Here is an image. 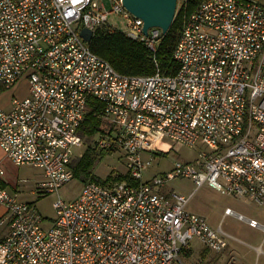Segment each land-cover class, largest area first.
Instances as JSON below:
<instances>
[{
	"label": "built area",
	"instance_id": "2783aa9c",
	"mask_svg": "<svg viewBox=\"0 0 264 264\" xmlns=\"http://www.w3.org/2000/svg\"><path fill=\"white\" fill-rule=\"evenodd\" d=\"M111 13L124 34L155 50L161 28L144 32L122 0H0V86L28 83L24 97L0 106L5 155L41 168L40 186L57 191L73 177L72 149L88 137L79 128L94 96L102 129L93 144L121 149L127 167L125 180L88 179L74 199L58 198L45 228L35 206L3 185L0 163V222L9 225L0 264H185L194 237L222 250L230 235L221 225L187 211L189 196L163 190L178 176L264 205V4L202 1L183 21L175 73L122 74L96 54L89 42ZM151 132L209 150L144 177Z\"/></svg>",
	"mask_w": 264,
	"mask_h": 264
},
{
	"label": "rangeland",
	"instance_id": "374dc122",
	"mask_svg": "<svg viewBox=\"0 0 264 264\" xmlns=\"http://www.w3.org/2000/svg\"><path fill=\"white\" fill-rule=\"evenodd\" d=\"M181 1L177 0V4H180ZM258 1L264 4V0ZM123 29L124 23L116 13H111L101 28V30L112 31H123ZM27 89L28 83L24 78L9 89L0 86V106L7 107L13 97H24L27 94ZM100 130L84 137L81 146L73 147L72 161L80 158L87 148H92L97 156L92 167V174L97 180H125L127 167L122 150L102 149L93 144V138L100 133ZM148 138L150 141L149 151L145 152L143 157L149 159L151 164L144 177L151 174H162L171 170L175 162L193 161L199 152L209 150V147L201 140L191 146L175 141L160 132H151ZM101 151H106V153L101 154ZM0 159L5 169V176L10 182L7 187L11 188L14 183L15 188H12H14L19 200L35 206L43 217L42 224L45 228L50 226L56 216L54 201L58 198L65 202L74 199L81 193L85 182L80 176L74 175L57 191L49 192L40 186V181L43 179L41 168L34 165H15L5 156L1 148ZM163 190H174L179 194L189 196L185 206L187 211L201 215L214 229L221 225L222 229L230 235L227 246L220 251L209 249L198 237H194L191 240L189 252L180 255L183 263L264 264V230L261 226L252 227L247 222V219L251 218L264 226V205L247 197L215 190L208 184L196 188L193 180L187 176H178L172 179ZM226 207L240 213L244 218L239 219L234 214H225ZM257 246L261 247L262 252L256 251L255 247Z\"/></svg>",
	"mask_w": 264,
	"mask_h": 264
},
{
	"label": "trees",
	"instance_id": "16d2710c",
	"mask_svg": "<svg viewBox=\"0 0 264 264\" xmlns=\"http://www.w3.org/2000/svg\"><path fill=\"white\" fill-rule=\"evenodd\" d=\"M202 1L204 0H182L180 4H177L174 19L154 51L119 30L100 29L92 37L89 46L122 74H151L157 67L164 73H175L178 65L173 58V51L179 39L183 21ZM101 107L99 100L89 96L88 110L79 128L82 134L89 136L102 129V119L96 116ZM100 153L105 154L106 151ZM96 159L95 151L87 148L80 158L71 162L73 176H80L85 181L97 180L92 174Z\"/></svg>",
	"mask_w": 264,
	"mask_h": 264
},
{
	"label": "water",
	"instance_id": "95a60500",
	"mask_svg": "<svg viewBox=\"0 0 264 264\" xmlns=\"http://www.w3.org/2000/svg\"><path fill=\"white\" fill-rule=\"evenodd\" d=\"M122 3L128 11L142 18L144 32L151 26H157L163 34L169 29L177 7V0H122ZM80 35L90 41L92 33L82 28Z\"/></svg>",
	"mask_w": 264,
	"mask_h": 264
},
{
	"label": "crops",
	"instance_id": "0c3cea01",
	"mask_svg": "<svg viewBox=\"0 0 264 264\" xmlns=\"http://www.w3.org/2000/svg\"><path fill=\"white\" fill-rule=\"evenodd\" d=\"M6 156V155H5ZM7 157V156H6ZM8 158V157H7ZM9 159V158H8ZM10 160V159H9ZM11 161V160H10ZM0 163L2 164V161H1V159H0ZM5 170V169H4ZM2 182H3V185H5L6 187H7V184H10V182L8 181V179L6 178V176H5V172H4V176H3V179H2ZM12 187H14L15 188V186H14V183H13V185L11 186V188H8V189H10L11 191H14V188H12ZM0 219H1V217L4 215V212H5V208H4V206L0 203ZM0 227H2V228H0L1 230H0V238L1 237H3V236H5L6 234H7V232H8V230H9V225H8V223L7 222H0ZM255 249H256V251L257 252H262V249H261V247H259V246H257V247H255Z\"/></svg>",
	"mask_w": 264,
	"mask_h": 264
}]
</instances>
